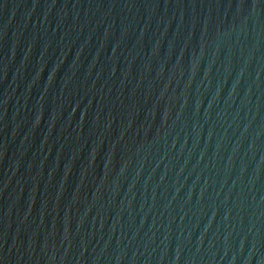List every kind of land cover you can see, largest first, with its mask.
<instances>
[{
    "label": "water",
    "instance_id": "water-1",
    "mask_svg": "<svg viewBox=\"0 0 264 264\" xmlns=\"http://www.w3.org/2000/svg\"><path fill=\"white\" fill-rule=\"evenodd\" d=\"M0 250L264 264V0H0Z\"/></svg>",
    "mask_w": 264,
    "mask_h": 264
}]
</instances>
